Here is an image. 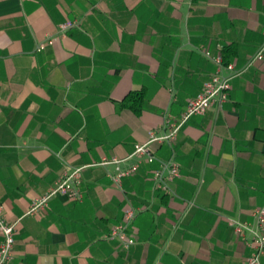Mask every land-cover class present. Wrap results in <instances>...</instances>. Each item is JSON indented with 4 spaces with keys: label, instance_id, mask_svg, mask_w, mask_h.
Listing matches in <instances>:
<instances>
[{
    "label": "crops",
    "instance_id": "obj_1",
    "mask_svg": "<svg viewBox=\"0 0 264 264\" xmlns=\"http://www.w3.org/2000/svg\"><path fill=\"white\" fill-rule=\"evenodd\" d=\"M65 22L75 26L62 32ZM263 41L264 0H0V203L18 222L12 264H243L251 248L235 223L264 207V60L173 143L151 144L152 162L133 154ZM172 165L180 176L160 182ZM76 169L81 201L59 194L28 214ZM132 208L126 248L109 235Z\"/></svg>",
    "mask_w": 264,
    "mask_h": 264
},
{
    "label": "built area",
    "instance_id": "obj_2",
    "mask_svg": "<svg viewBox=\"0 0 264 264\" xmlns=\"http://www.w3.org/2000/svg\"><path fill=\"white\" fill-rule=\"evenodd\" d=\"M75 26L73 22H65L60 26V30L65 32ZM53 40L50 39L47 43H42L38 46V51H43L47 45H52ZM264 60V41L258 49L257 53L250 58L248 63L242 69H236L233 64H228L225 69L229 72L227 75H215L210 80L205 82L201 93L191 100L178 123L172 124L171 131L162 136H156L153 133L150 135V140L147 143L137 145L133 156L146 157L149 162L154 160L150 145L153 143H173L181 129L195 116L204 115L213 106H222L228 100V94L231 89L233 79L242 76L256 63ZM219 65L222 64L221 58L217 59ZM111 162H103L102 165L110 164ZM113 163H119L115 161ZM135 169L125 172L119 171L114 177V181L120 184L121 181L132 175ZM81 171L76 169L71 173L64 174L56 183V186L43 198L34 202L28 214H34L42 210L48 203L49 199L56 195L68 196L72 201H81L83 194L80 189ZM168 175L161 177L157 172L155 175L160 178V182L172 181L180 176V169L172 165L169 167ZM166 186V185H164ZM165 189V188H164ZM137 210L129 209L124 217L122 224L116 226L109 239H117L121 241L126 248L134 244V240L128 236V227L135 219ZM253 222H236L235 227L238 234L242 235L245 240H248L247 245L251 248V254L243 264H261V258L264 256V207L257 208L253 211ZM18 222H9L4 214V206L0 203V236L2 238L0 245V264H12L14 257L15 235ZM248 236V239H247Z\"/></svg>",
    "mask_w": 264,
    "mask_h": 264
},
{
    "label": "trees",
    "instance_id": "obj_3",
    "mask_svg": "<svg viewBox=\"0 0 264 264\" xmlns=\"http://www.w3.org/2000/svg\"><path fill=\"white\" fill-rule=\"evenodd\" d=\"M143 95L141 94V95H132V96H130L129 97V99H128V101L129 100H132L131 102H134L135 101V103H134V105L133 106H135V104H140L141 102H143Z\"/></svg>",
    "mask_w": 264,
    "mask_h": 264
}]
</instances>
